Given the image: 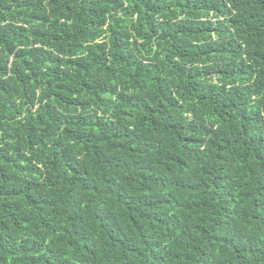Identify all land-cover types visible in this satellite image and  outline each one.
I'll return each mask as SVG.
<instances>
[{
	"label": "trees",
	"instance_id": "obj_1",
	"mask_svg": "<svg viewBox=\"0 0 264 264\" xmlns=\"http://www.w3.org/2000/svg\"><path fill=\"white\" fill-rule=\"evenodd\" d=\"M0 264H264V0H0Z\"/></svg>",
	"mask_w": 264,
	"mask_h": 264
}]
</instances>
